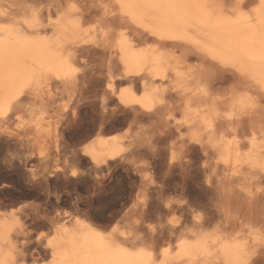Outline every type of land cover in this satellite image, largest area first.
Here are the masks:
<instances>
[{"label":"bare ground","instance_id":"obj_1","mask_svg":"<svg viewBox=\"0 0 264 264\" xmlns=\"http://www.w3.org/2000/svg\"><path fill=\"white\" fill-rule=\"evenodd\" d=\"M95 106L101 123L150 122L179 151L165 163L173 192L201 177L216 210L144 235L73 217L46 241L48 264H264V0H0V124L14 117L39 142ZM107 139L82 153L127 156ZM18 223L0 210V264H26Z\"/></svg>","mask_w":264,"mask_h":264},{"label":"rangeland","instance_id":"obj_2","mask_svg":"<svg viewBox=\"0 0 264 264\" xmlns=\"http://www.w3.org/2000/svg\"><path fill=\"white\" fill-rule=\"evenodd\" d=\"M61 104L70 105L67 100ZM117 113L102 124L99 108L86 107L73 124H54L48 138L39 142L23 133L16 136L14 117L0 124V210L14 212L18 218L22 232L15 239L18 247L23 244L27 250L26 264H48L46 241L65 220L70 225L73 217L84 218L106 232L129 234L137 229L144 235L157 231L161 223L183 222L196 214L205 219L216 210L213 186L201 177L190 181L182 193L173 192L179 180L177 171L172 177L164 173L170 152L180 156L177 146L171 149L169 141L157 139L162 135L154 132L150 122L135 123ZM100 127L104 129L101 133ZM52 133L61 137L54 138ZM99 136L120 143L127 156L95 165L82 149ZM151 144L157 148L154 157L149 152ZM166 203H188L187 214L178 207L166 208Z\"/></svg>","mask_w":264,"mask_h":264}]
</instances>
